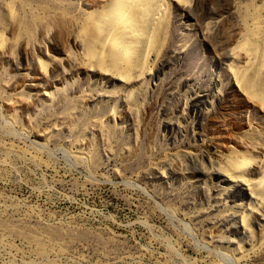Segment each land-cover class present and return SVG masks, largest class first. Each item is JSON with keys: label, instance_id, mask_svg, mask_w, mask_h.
Masks as SVG:
<instances>
[{"label": "rangeland", "instance_id": "rangeland-1", "mask_svg": "<svg viewBox=\"0 0 264 264\" xmlns=\"http://www.w3.org/2000/svg\"><path fill=\"white\" fill-rule=\"evenodd\" d=\"M107 1L0 0V264H264V0L168 2L141 75L81 30Z\"/></svg>", "mask_w": 264, "mask_h": 264}, {"label": "bare ground", "instance_id": "bare-ground-1", "mask_svg": "<svg viewBox=\"0 0 264 264\" xmlns=\"http://www.w3.org/2000/svg\"><path fill=\"white\" fill-rule=\"evenodd\" d=\"M171 1L174 0H109L103 5V12L93 10L90 13L91 19L87 25L82 22L81 30L86 37L93 41L90 48L95 50L96 55L99 56L106 52V59L112 63L110 68L120 67L126 71V74L138 72V75H141L139 71L141 63L153 46L155 34L160 32L162 35L166 30L167 3ZM256 23L257 28L255 27ZM255 25L251 28V35L256 29V38L251 39L249 36L247 39L240 40L241 42L237 45L245 53L243 65L246 69L245 72L259 68L264 59L262 57L264 54L260 53L262 51H260V46L264 41V15L255 22ZM109 42L111 43L108 44ZM106 49L108 50L106 51ZM93 63H96L95 60ZM258 70L260 71V69ZM245 72L239 75L241 72L234 70L237 82L241 89L249 94L250 98L258 101L264 110V89L262 87L255 89V79H251L252 77ZM112 73L117 72L112 70ZM253 75L255 74L253 73ZM126 77L128 76L126 75ZM249 162L250 159L245 155H242L238 160H232V165H240L242 169L233 170L228 177L233 180H243L247 185L250 184L249 186L258 183V181L248 179L245 174V168ZM226 250L227 248H225ZM224 262L226 264V261Z\"/></svg>", "mask_w": 264, "mask_h": 264}]
</instances>
